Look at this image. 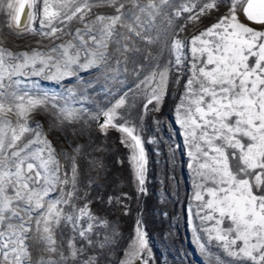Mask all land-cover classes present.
<instances>
[{
    "label": "snow or ice",
    "instance_id": "6c2138e0",
    "mask_svg": "<svg viewBox=\"0 0 264 264\" xmlns=\"http://www.w3.org/2000/svg\"><path fill=\"white\" fill-rule=\"evenodd\" d=\"M0 15L11 34L48 41L15 52L0 40V264H149L141 222L122 248L93 208L99 200L127 215L130 197L90 195L101 185L82 177L107 179L103 157L91 155L103 148L77 141H91L92 124L105 137L120 132L144 193L140 124L181 80L175 122L193 174L195 243L208 264H264V0H0ZM210 15L214 23L181 38ZM37 19L39 31L27 27ZM89 70L114 101L96 112L74 88L49 95L23 79ZM41 109L47 129L31 121Z\"/></svg>",
    "mask_w": 264,
    "mask_h": 264
},
{
    "label": "rangeland",
    "instance_id": "374dc122",
    "mask_svg": "<svg viewBox=\"0 0 264 264\" xmlns=\"http://www.w3.org/2000/svg\"><path fill=\"white\" fill-rule=\"evenodd\" d=\"M216 19V15H210L203 18L202 23L189 25L186 32L180 33L181 38L190 39ZM4 20L5 17L0 15V40L3 41L4 47L15 52L31 51L35 48L47 49L48 41L42 40L36 32L26 31L20 36L13 35L5 27ZM27 27L39 31V19L27 24ZM98 76L99 73L89 70L81 72L79 78H64L59 82L43 76L23 79L27 87L31 88L32 82H36L38 84L36 91L47 92L49 95L60 96L66 88H74L78 94L83 93L89 97L86 106L96 112L114 102L112 97H106L100 90L104 86V81L102 78L98 80ZM175 78L173 74L170 80L174 81ZM89 81H92L91 86ZM182 84L183 80L179 83H170L168 94L159 106V111L150 112L140 124V134L147 156L144 193L137 189L133 167L129 161L130 150L120 143V132L111 129L105 137L99 132L98 125L92 124L91 141L87 136L77 141L80 144L91 143L93 148H103V152L92 151L91 155L103 157L107 166V179H96L94 171L82 177L83 181L93 179L101 185L98 192L93 189L90 195L101 197L105 201L109 196L121 193H127L130 197L125 201L129 208L127 215L123 214L119 206L109 210L110 206H102L99 200L93 204V208L97 210L98 215L107 218L110 224L116 226L120 233L122 248L135 236L136 222L139 220L147 239L149 251L145 255L150 256L149 264H208L207 258L195 243L192 231L189 208L193 204V174L188 167L190 161L182 130L175 122V108L183 92ZM115 87L119 89L121 86ZM46 119L51 117H46L42 109L33 113L31 117L32 122L39 121L44 124L45 129L48 127ZM102 119L101 117V121ZM55 135L60 136L63 143L62 134ZM84 166L87 168L86 162ZM36 251L38 252V249ZM218 254L222 259H229L222 253Z\"/></svg>",
    "mask_w": 264,
    "mask_h": 264
},
{
    "label": "bare ground",
    "instance_id": "6f19581e",
    "mask_svg": "<svg viewBox=\"0 0 264 264\" xmlns=\"http://www.w3.org/2000/svg\"><path fill=\"white\" fill-rule=\"evenodd\" d=\"M22 21H23V17H22ZM26 23V22H25Z\"/></svg>",
    "mask_w": 264,
    "mask_h": 264
}]
</instances>
